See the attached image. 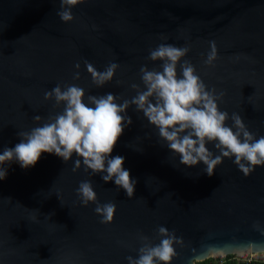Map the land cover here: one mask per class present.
I'll return each instance as SVG.
<instances>
[{"label":"water","instance_id":"water-1","mask_svg":"<svg viewBox=\"0 0 264 264\" xmlns=\"http://www.w3.org/2000/svg\"><path fill=\"white\" fill-rule=\"evenodd\" d=\"M60 10L59 0H0V154L20 142L19 132L38 126L35 116L47 120L62 110L44 99L57 84L130 99L136 94L130 85L141 83L140 68L162 63L147 59L160 43L191 45L187 59L209 90L225 93L221 111L239 113L257 138L264 136V0H81L68 23ZM212 40L218 58L208 66L203 59ZM85 60L99 71L111 62L120 68L98 88ZM77 63L81 78L74 80ZM127 114L133 123L112 156H123V167L137 181L133 198L83 167L74 172L75 155L66 163L43 153L28 169L5 165L0 264H128L141 246L137 234L156 243L161 225L185 241V247L175 246L173 264H191L194 248H223L227 257L230 245H264L254 227L259 222L264 228V165L245 176L225 158L208 176L203 162L181 164L134 105ZM83 180L92 181L101 203H116L112 223H100L95 204H81L76 189Z\"/></svg>","mask_w":264,"mask_h":264},{"label":"clouds","instance_id":"clouds-1","mask_svg":"<svg viewBox=\"0 0 264 264\" xmlns=\"http://www.w3.org/2000/svg\"><path fill=\"white\" fill-rule=\"evenodd\" d=\"M61 10L57 15L65 22L74 20L72 9L81 0H59ZM161 40H167L162 36ZM209 51L203 64L214 66L218 58L216 42L209 41ZM191 45L176 46L160 43L149 49L148 60L162 62L159 68L142 66L141 83H132L135 95L130 99L111 92L103 95H91L77 84H57L45 91L44 99L54 101V108L62 110L50 115L47 120L37 115L36 127L19 132L20 142L14 147L3 149L0 154V181L5 180L8 169L5 165L18 163L28 169L34 167L43 153L54 154L64 162L77 156L74 172L81 167L93 175H101L103 181H114L118 189H123L129 198L135 195L137 181L129 170L123 167L125 158L112 156L114 147L133 121L127 114L135 106L143 113L150 125L157 129L159 138L166 143L179 162L193 167L201 162L206 166L203 171L214 175L217 167L225 158L233 159L238 169L248 176L255 166L264 165V136L249 130L239 113L221 111L218 102L223 100L224 92H217L208 86L198 74L196 66L187 59ZM87 72L96 87H103L113 81L120 65L109 63L103 71L87 60L84 61ZM74 80H79L80 64ZM123 84V81H117ZM231 119L232 125L227 121ZM212 144L215 152L208 145ZM218 153V154H217ZM84 207L95 204V213L101 217V224L113 222L117 212L115 202L101 203L91 180H83L76 189ZM32 219L35 221L36 217ZM254 227L264 235L259 222ZM158 242L142 232L137 234L141 246L136 257L128 256V264H173L179 256L176 245L185 247V241L175 231L165 226L156 230ZM233 256L264 255V245L257 241L240 242L230 245ZM260 249V251H257ZM191 264H209V260L226 255L223 248L209 247L207 252L192 249Z\"/></svg>","mask_w":264,"mask_h":264},{"label":"trees","instance_id":"trees-1","mask_svg":"<svg viewBox=\"0 0 264 264\" xmlns=\"http://www.w3.org/2000/svg\"><path fill=\"white\" fill-rule=\"evenodd\" d=\"M209 264H264V259L253 257L252 259L239 258L238 256L228 255L222 258V262L217 260H209Z\"/></svg>","mask_w":264,"mask_h":264},{"label":"rangeland","instance_id":"rangeland-1","mask_svg":"<svg viewBox=\"0 0 264 264\" xmlns=\"http://www.w3.org/2000/svg\"><path fill=\"white\" fill-rule=\"evenodd\" d=\"M261 255H245L244 257L242 258H245V259H252L253 257H259ZM217 260V262H222V257L220 258H215Z\"/></svg>","mask_w":264,"mask_h":264},{"label":"built area","instance_id":"built-area-1","mask_svg":"<svg viewBox=\"0 0 264 264\" xmlns=\"http://www.w3.org/2000/svg\"><path fill=\"white\" fill-rule=\"evenodd\" d=\"M257 258H260V257H257Z\"/></svg>","mask_w":264,"mask_h":264}]
</instances>
